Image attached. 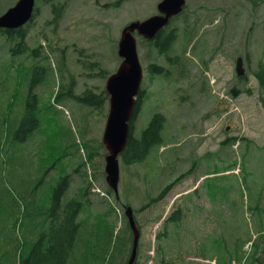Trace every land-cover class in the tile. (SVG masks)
<instances>
[{
  "label": "rangeland",
  "instance_id": "obj_1",
  "mask_svg": "<svg viewBox=\"0 0 264 264\" xmlns=\"http://www.w3.org/2000/svg\"><path fill=\"white\" fill-rule=\"evenodd\" d=\"M17 1L1 0L0 15ZM59 1L64 12L58 26L50 23L51 4L37 1L39 13L27 31L29 49L12 52L17 40L0 34V264H13L8 239L15 234L18 217L31 241L29 250L38 244L44 222L48 220L46 229L51 226L42 208L51 206L61 177L73 174L68 199L82 192L74 172L81 153L95 157L89 165L93 185L82 199L91 203L85 202L79 216L80 252L90 250L96 233L104 238L107 252V223H114L116 230L126 227L123 214L129 205L141 230L137 264H163L162 259L175 264H239V255L252 258L249 253L256 249L248 241L255 239L264 260V86L257 77L260 70L264 75V0H187L174 25L195 26L194 40L199 38L186 55L183 74L174 66L162 79L161 74H150V50L140 47L146 91L134 134L140 135L155 111L165 116L164 141L153 145L142 163L120 162L118 202L107 193V150L102 145L109 104L94 108L66 93L73 80L77 94L88 88L95 93L105 90L108 76L122 61V28L157 14L161 0ZM181 52L177 45L171 55ZM240 56L244 78L235 68ZM160 61L168 67L165 58ZM235 85L240 89L236 96L231 93ZM32 93L38 97L37 117L21 128ZM234 137L239 141L223 143ZM81 147L87 149L80 153ZM172 182L162 200L142 209ZM20 196L28 206L21 212L14 204ZM112 205L117 210L104 228L101 215ZM253 206L258 207L251 211ZM179 207L184 209L182 221L165 227ZM56 230L61 232L60 226ZM158 233L165 236L157 240Z\"/></svg>",
  "mask_w": 264,
  "mask_h": 264
},
{
  "label": "trees",
  "instance_id": "obj_2",
  "mask_svg": "<svg viewBox=\"0 0 264 264\" xmlns=\"http://www.w3.org/2000/svg\"><path fill=\"white\" fill-rule=\"evenodd\" d=\"M47 3H52V9L54 16L50 23L58 24L62 15L64 6L60 2L55 3L56 0H44ZM30 24V23H29ZM28 24V25H29ZM188 24H186V27ZM27 28H21L18 30H7L6 33L9 35V39L13 40L16 38H20L19 44L17 46L23 47V50L13 51L14 53L25 51L27 48L25 35ZM4 31V30H0ZM16 33V34H15ZM196 36V27L190 28V36L186 35L185 44L194 40ZM180 37V32L178 28H174L171 31H167V29H163L160 31L154 40H142V43L145 44L149 50V56L152 57L153 62L148 66V70L152 74H165L168 73V70H165V66L161 64L160 59L165 58L169 66L178 64L179 55H171V52L175 49V44ZM37 63L33 64V67H36ZM32 67V66H31ZM264 68V67H262ZM183 72V70H182ZM105 73V72H104ZM264 73V71H263ZM257 77L262 81V85L264 86V75L260 70L257 72ZM72 92V90H71ZM69 92V94L71 93ZM80 102L93 106L95 108H103L107 104L108 94L105 90L101 93H95L91 89H87L81 95L76 96ZM142 93H140L139 98L136 104V114L131 122V135L128 140L127 147L122 154V162L127 165H133L135 163L143 162L148 156L150 149L155 144H161L164 141L163 130L165 126V116L162 113L156 112L151 117L148 125L143 127L139 136H135L134 134V126L135 119L137 113L141 106ZM38 101L37 94L32 93L27 98V106L26 112L20 122L21 128H24L27 122L31 119H35L37 117V110L35 107V103ZM237 138H228L223 143H227L231 141H237ZM89 159L86 162H82L78 165L74 172L78 173L81 179V187L82 191L80 194L73 195L72 197H66V194L71 186L73 181V174L67 173L58 181L57 185L53 189L52 193V202L51 206L48 208H42V210L46 213H49V216L52 217V226H50L48 232H43V239L47 236V246L43 244L42 240L38 242V244L34 245L33 251L30 257L25 259V252L30 247V240L26 238L23 234L22 226L23 222L18 217L15 222L14 232L15 234L9 237V242L11 244L10 248H12V257L13 264H27L30 259V264H96L98 260V264H125L131 249L133 242V234L131 232V228L127 222L125 215L123 218L126 221V227H121L116 230L114 223H107V217L110 218L113 213H115V207L110 206L107 212L101 215V219L104 220V228L106 227V223L108 224L109 229V240H108V251L106 252V244L104 242V238L99 239L96 233L95 238L90 241L92 244L90 250L86 252H80V242H83L82 238V228L81 221L79 216L81 215L85 202L82 200L84 197H87L89 192L91 191L93 182L90 179V174L88 171V162L91 163L95 157V154H89ZM191 171V170H190ZM189 171V172H190ZM173 182L167 185V188L160 192V194L156 197L151 198V200L145 205L142 206L144 209L146 206L151 205L152 203L159 202L162 200L172 188ZM215 185H213L212 190ZM107 193L109 195H113L116 199L114 192L111 188L108 187ZM216 192H213V196ZM20 196V200L14 202V204L18 207V210L21 212L25 210V207H28L24 198ZM87 201L90 202L89 198ZM258 206L250 207L252 211L256 210ZM183 207H179L177 210L172 212L167 220L165 221V227L169 222L180 223L183 219ZM119 215V214H118ZM56 226H60L61 232L59 230H55ZM164 233V232H163ZM163 233H158L157 239L160 240L164 236ZM95 239V242H94ZM253 248L256 249L255 252L252 253V258H246L245 255H240L239 262L243 258H246L244 264H248V262L253 259L254 264H259L260 258L258 256V241L257 239L252 241ZM240 247L242 248L244 242L240 243ZM2 248V243L0 241V249ZM109 254V257H108ZM119 256V257H118ZM163 264H175L174 260L167 261L166 259H162Z\"/></svg>",
  "mask_w": 264,
  "mask_h": 264
},
{
  "label": "water",
  "instance_id": "obj_3",
  "mask_svg": "<svg viewBox=\"0 0 264 264\" xmlns=\"http://www.w3.org/2000/svg\"><path fill=\"white\" fill-rule=\"evenodd\" d=\"M186 0H163L159 4L160 14L144 21H134L127 25L119 42V54L123 61L118 70L107 81L106 90L110 95V110L103 134V143L108 149L106 156L107 182L119 196L121 177L119 156L125 150L130 136V122L135 112L136 96L143 80V66L140 60L137 39L134 32L138 30L146 38H154L170 21V17L180 13ZM35 0H19L0 16V28L16 29L26 24L33 16ZM242 57L237 61L239 75L245 73ZM240 90L234 86L232 92L237 95ZM130 226L134 233L133 249L127 264H134L140 239V230L131 206L126 208Z\"/></svg>",
  "mask_w": 264,
  "mask_h": 264
}]
</instances>
